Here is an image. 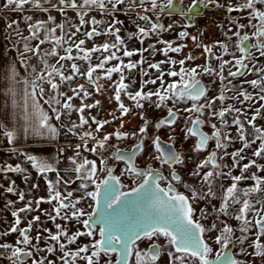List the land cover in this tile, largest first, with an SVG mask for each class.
Segmentation results:
<instances>
[{"label": "snow or ice", "instance_id": "1", "mask_svg": "<svg viewBox=\"0 0 264 264\" xmlns=\"http://www.w3.org/2000/svg\"><path fill=\"white\" fill-rule=\"evenodd\" d=\"M127 3L130 9L137 6L143 9L144 13L156 12L164 13L166 10L169 15L179 12L182 16L192 19V13L198 12L199 7L207 8L209 4H214L218 8H225L227 13L245 12L247 11V23H239L230 20L229 23L234 25L235 31L232 35L238 38L236 44L237 50L242 54L237 57L235 52H229L227 43L217 41V45L223 50L224 54L231 55L232 60H224L223 56H215L213 52L214 46L197 44L207 53L208 60L204 66H196L191 68L183 67L186 60H195L196 57L189 54L185 59L179 61L169 59L158 63H149L143 58V52L149 49L161 51L165 57L169 52L179 53L183 46L173 47V42L158 41L165 45L162 49H156L155 45H150L149 49L128 50L125 41L119 35L120 29L117 25L121 24L117 17V13L123 11L122 7ZM150 4V7H144ZM25 5H31L44 13H50L52 9L57 10L65 17V22L57 23L56 17L49 14L45 20H35L31 15L23 17L28 21V35L24 36L20 31V24L17 20H12L6 24V29L10 30L17 38L12 43V48L17 52L20 67L25 71V75L21 77L16 64L10 66V75L8 78L7 93L11 96L13 121L11 124L0 122V137L5 138L9 145H13L12 152L22 155L31 168L46 180V189L48 195L42 196L34 200H29L23 207L11 211L14 218L9 228L0 232V236H9L18 234L19 239L13 243H0V249L10 250L7 260L10 264H25L24 258H32L33 253H53L59 247L61 253L59 260L61 264H77L78 260L85 261L86 264H101L102 257L115 255L113 262L111 259L105 261V264H129V258L135 257V264H158L161 259V245L152 243L147 250L139 247L141 241H153L154 238H164L168 246L167 256L168 264H241L227 250L234 243V228L221 220L220 217L232 216L236 221L240 222V232L245 235L236 237V240L243 245L248 239L247 233L252 229H256L255 239L249 244L252 249L248 255H254L264 260V176L258 172H264V165L257 164L255 159L244 163L241 161L246 159L245 149L251 147L252 144L260 141L258 148L253 152L254 157H264V128L257 127L255 121L261 116V108L255 109V114L251 119H247L246 123L251 126V130L245 127V121L240 117L243 112L240 108L229 105L227 108L213 109L216 100L221 102L225 99H233L240 103L250 102L256 99L247 90L236 88L231 85V81L224 85L225 91H237L239 94L233 97H226L223 92L217 97H208V90L198 78L201 75H216L221 83L227 79L224 71L227 65L231 64L237 70H228L229 77H243L249 71L254 70L259 79L246 81L254 89H258L259 93H264V68H257L254 61L255 55L249 49H255L260 56L264 57V0H244L243 3L236 5H224L218 3V0H192L190 6L185 12L178 8L175 0H166L164 3H158V0H4L3 7L12 11H23ZM47 5V6H45ZM109 5L111 7H109ZM73 10L79 20V24H71L66 28V23H70L67 17V10ZM97 9L103 16L111 17L110 22L104 19H97L90 16V11ZM138 19L148 23V27L137 25V33L129 34V39L135 35L140 43L143 39L152 34H159L163 31H169L172 24L167 28L163 24L152 23L151 17L147 14H139ZM87 17V19H86ZM90 26V30L83 33L86 39L76 40V36L85 26ZM189 24L187 27H191ZM221 27H223L221 25ZM73 29H75L73 31ZM244 29H251V35L243 32ZM59 31V34H58ZM112 36L114 41L103 42L102 44H93L92 47H85L88 41L94 40L97 36ZM228 40L232 37L224 33ZM180 38H187L189 33L187 30L178 33ZM11 35L8 39H11ZM193 41H197V37H191ZM255 40V43L247 42ZM32 41H36L32 44ZM48 44L49 48L41 46ZM22 45V46H21ZM122 51L123 57L131 58L139 54L141 59L124 63L121 56L118 55ZM63 52V54H61ZM74 52L76 53L74 55ZM94 54L98 63L93 64ZM107 54V55H105ZM220 61L219 71L211 64V58ZM35 59L39 64L31 63ZM54 62H51L53 61ZM118 61L117 64L106 67L111 61ZM71 62L65 65L63 62ZM77 61H83L87 64L86 70L81 69ZM148 65L143 70L144 76H149V70L154 69L157 73L155 79H147L143 81L144 87L152 84L155 85L159 81V88L155 91H144V88L133 92L128 91L129 85L126 84L124 70L136 69L138 66ZM163 63H170L173 67L178 63L181 67L179 71L169 70L164 72L161 68ZM252 64V69H249ZM98 70H103V77L96 75ZM114 73H119V81L114 83V100L117 102V111L110 113L111 120H100L95 116H85L86 110L97 108L100 101L94 103H84V100L90 98L93 92H90L84 84H78L70 87L71 94L67 91H61L62 85H71V82L77 77H84L87 83L93 88L95 93L104 91V87L99 83L100 79L112 81ZM178 77V80L166 82L164 76ZM22 84V91L18 92L16 85ZM47 85V89L45 88ZM122 94L127 95L128 99L133 102L135 109L143 110L145 102L150 107L167 108V115L160 119L154 125L146 115L137 113L142 120V126L139 128V142L135 145L131 154H121L117 149L112 157L105 158L103 151L107 150L109 142L115 137L117 140H126L130 135L135 138L136 133L121 132L119 130L107 133L98 139L94 133H100L105 129V125L119 119L121 120L120 128L124 127L123 118L132 114L133 109L126 106L122 100ZM20 97L18 100L17 97ZM79 97L81 99L80 106H76L72 101ZM156 97V100H153ZM242 98V100H241ZM43 101V103H41ZM171 101L173 107H168ZM192 101L191 107L180 109L177 105ZM201 101H204L201 103ZM264 101V94H258L257 103ZM47 105V108L44 107ZM251 107V105H250ZM175 108V110H174ZM19 109V112L16 110ZM208 114L217 117L223 127L228 126L225 117L229 113H236L232 123L237 128V138L242 142V147L232 153L227 148L234 143L230 133L222 131L221 127L212 123L210 127L214 130L210 136L201 130V126L205 120L201 119ZM195 113L196 118L191 116L187 120L191 122V127L185 130V139L189 137H197V141L193 146V151L201 152L206 150L210 140L215 141V149L207 155V157L198 163L195 170L190 173L193 177H199L201 182L207 187L205 192L197 189L193 185L183 181L182 176L174 168V165H183L184 158L182 153L176 151L172 147L162 146L165 144L157 135L151 140L154 151L151 159L158 161L161 166H169V175L165 176L159 169L154 168L151 164L141 168L136 165L135 158L145 151V141L148 139L150 125L157 131L165 127L175 125L180 119L179 113ZM73 112L79 113V123L75 121L65 122L63 116H70ZM58 122V123H54ZM92 124H95V130H91ZM88 126L89 130L79 131ZM61 129L72 136H78L82 143H78L74 148V155L68 157L72 167L64 169V175L55 165L60 161L57 159L55 163L41 159L38 155L29 154L27 151L23 153L14 147L21 139L38 138L40 140H56L61 135ZM169 139L175 143V137L170 136ZM94 142L89 148L88 141ZM98 155L100 159V167L98 168L96 160L88 159L82 155L81 149ZM60 155H63L64 149H57ZM222 153V155L218 154ZM230 156L233 164L232 167H239L240 174L233 175L231 169L224 172V168L228 165H222L220 161L224 157ZM114 158L117 161H126V168L123 170L135 182V186L127 189V185L121 183V178L115 175V168L108 165V160ZM255 167L257 171L250 172ZM209 169L203 171V169ZM8 173L21 174L25 183L30 180L27 167L20 163L0 164V174ZM49 173H55V179H48ZM71 173V175H69ZM106 174L101 178L100 174ZM230 179L231 184L226 188L221 185L223 195L219 208L213 206L216 213L211 216L207 208L200 209L197 217L195 204L204 200L210 203L211 199L217 198L216 191L213 190V183L219 177ZM74 177V178H73ZM251 180L254 183L250 187L241 188L240 182ZM79 184L73 191H67L66 186L71 184ZM166 182V187L161 186V182ZM177 184L182 185L190 195L180 192ZM62 186L65 190H62ZM94 190H90L93 188ZM2 187V185H0ZM32 188H39L38 184H32ZM8 193L17 194L20 201H25V193H17L15 181H11L7 187ZM74 192H80L81 195L74 198ZM259 194V195H256ZM90 200L88 207L92 209L86 212L81 205L82 201ZM14 202L8 201L9 206ZM47 203L52 205L51 210L41 209L40 205ZM234 205L238 208L230 212ZM43 212L44 215L52 221L57 218L64 221H78L83 226V231L77 229L69 234L66 227L56 224L57 231L53 233L49 229H44L46 233L45 243L54 241L55 244L47 245L45 248L40 247L41 235L35 237L30 236L33 225L41 221V215H35L27 222L26 227H21L24 220L22 213ZM251 214L252 219L249 218ZM86 217V218H84ZM83 218V219H82ZM212 219L209 225L202 221ZM212 233H216L214 236ZM98 235L99 239H95ZM93 238L90 245L79 246L75 251L68 250V245H74L80 237ZM63 238V240H62ZM35 241V243H34ZM66 241V243L64 242ZM213 243L219 246V251L213 247ZM243 252L244 249L241 248ZM90 253V254H89ZM47 256L39 259L33 258L31 264H45ZM48 264H56V261L48 260Z\"/></svg>", "mask_w": 264, "mask_h": 264}, {"label": "rangeland", "instance_id": "2", "mask_svg": "<svg viewBox=\"0 0 264 264\" xmlns=\"http://www.w3.org/2000/svg\"><path fill=\"white\" fill-rule=\"evenodd\" d=\"M228 1L226 0V2H227L226 5H228ZM232 1H235V0H232ZM236 1L239 4L244 2V0H236ZM225 13H226V17L224 19H221V18L218 19L217 18L216 22H213L212 20L208 21V24L206 25V27H208V30H206V31L201 30L200 28H197V27L195 28L193 26L187 27V25H188L187 22L184 20L182 21L180 19V17H173V16L161 17L162 22H165L166 28L169 24H172L171 30L163 31V32H160L159 34H152L149 37L144 38L143 43H140L139 39L136 38L135 35L133 36L132 39H129V33L131 30V34H136L137 33V25H139L141 27H148L149 26L148 23L144 22V21H140L138 19V17H136V16L132 17L131 15H128V16H126L123 23L129 24V25L131 24V27L126 29V26L122 24L125 28H124L123 32L122 31L119 32V35L121 36V38L124 39L125 46L128 50L149 49L150 45H155L156 49L164 48L165 45L163 43H159L158 41L173 42V47L183 46L181 52H179V53L169 52L168 57H165L161 51H155L153 53L152 49H149V51L143 52V58L149 63H158L161 61H167L169 59L176 60V61H179L181 59L186 60L187 56L189 54H192L193 56L196 57V59L191 60V61L186 60V63L183 67L191 68V67H196L198 65L204 66L206 64V60H208L209 58L207 56V53H205L203 51V48L197 46L198 43L203 44V45H207V46H214L213 52H214L215 56H223L224 60H232L233 57L231 55L224 54L223 50L217 45V43H216L217 41L227 43L228 47H229V52H235L237 57L242 55L236 48V44L238 43V38L232 35V31H229V28H232L233 31H235L234 25L230 24L229 21L234 20V21L239 22V23H247V14L248 13H247V11L236 12V13L232 12L231 14H229V13H227V11H225ZM177 19L179 21H182L181 30H179V28H177L178 26L174 27L175 24L178 23ZM151 22H152V20H151ZM221 25L223 27H221ZM184 30H187V32L189 33V36L187 38H180L178 36V33H179V31H184ZM225 32H227L228 36L232 37L231 40L227 39V37L224 35ZM243 32H248L251 35L252 30L251 29H244L242 31V34H243ZM193 36L197 37V41H193L191 39V37H193ZM110 37H112V36H110ZM112 40L114 41V37H112ZM253 53L255 55L254 63L256 65V67L257 68H264V57L260 56L259 53L256 52L255 49H254ZM118 55L121 56V59H123L124 63H128L129 59H131L132 61H138L141 59V56L139 54L134 55L131 58L123 57L122 51L119 52ZM113 61H114V64L118 63V61H115V60H113ZM211 64L213 67H215L217 69V71H219V64H220L219 60H217L213 57V58H211ZM147 67H148V65L146 63L142 67L138 66L136 69H132V70H128V71H127V69H125L123 74H126V72L130 73V72L138 71L141 74V76H144L142 69H147ZM180 67L181 66L178 63L174 67L170 63H163L161 65V68L164 72H167L169 70L179 71ZM229 69L232 71L237 70L231 64L227 65L225 68V71H224V75L227 79L223 82V84L221 83V81L219 80V78L216 75L209 76V75L204 74V75L199 76L198 78L205 81L207 83V85L210 87V92H209L208 97H211V98L219 96L221 94V92H223V94L226 97L237 96L239 93L235 90L234 91H225L224 90V85L228 84L229 81H231L232 86H235L236 88L242 87L243 89H245L249 93H251L253 95V97L256 98L253 101L240 103V102L233 100V99H225V101H223V102L216 100V103L212 106L213 109L219 110L220 108H227L229 106V104L234 103L235 107L240 108L242 110V112L245 113V115L248 113V115L250 116L249 119H251V117L255 114V109L261 108V104H264V101L257 103L258 94H264V93H259L258 89H254L250 84L246 83V81L256 79L259 76L256 74V72L254 70H252V71H249L246 74V76L233 78V77L228 76V70ZM249 69H252V64H249ZM118 75L120 76L119 73H114L113 77L118 76ZM156 75H157L156 71L154 69H151V70H149V76H144V77H146L148 79L149 78L155 79ZM262 75H264V74H262ZM129 79L131 80V75H130ZM178 79H179L178 77L174 78V77H169L167 75L164 76V80L166 82H169V83L172 82L173 80H178ZM117 81H118L117 79H112V85H111V81L109 83L110 88L109 89L106 88L107 90H104L98 94L97 98L101 104L99 105L98 115L96 117L97 119L111 120L112 117L110 116V113H113V112H115L117 116L120 115V113L117 111V107H118L117 102L113 98L114 97V86L113 85ZM138 82H139V80H138ZM134 84H135V90L133 91V93L135 91H137L136 88L138 87V83L137 84L134 83ZM154 88H156V90L159 88V81L157 82V84L154 85ZM103 96L104 97L109 96L110 98H113V99L110 101L108 98H105L106 103H104ZM122 100L126 106L133 109L132 114L123 118V122H124L123 128H120L121 120L117 119V120L113 121L112 123L105 125V129L101 130L100 133H94L98 139L102 138L103 135H105L107 133H112V132H115L117 130H119L121 132H128L129 133L130 130H139V128L142 126L143 122L140 119V115H138L137 113L143 114L144 112H147L148 109L146 110V108H144L143 110H140L138 112V110L134 108L133 102L131 100L127 101L128 99H127L126 95H124V97H122ZM241 100H242V98H241ZM250 105H251V107H250ZM168 107H173L171 101L168 102ZM177 107H179L180 109H183V108H186L189 106H186V104H179V105H177ZM174 110H175V108H174ZM153 114H157V118L151 120L152 124L154 125L156 123V121L161 116L167 114V108H164V110H162V111H160V110H158V108H156L155 111L153 110ZM179 114L181 116H180V119L175 124V126L171 127V128L162 129L160 131V135H163L167 138H169L170 136L175 137L176 147L178 149V152L182 153L184 161H185L183 165H178L177 169L183 174L184 179H187L188 181L195 180V179H193L194 177L190 175V173L195 170L196 165L198 163H200V160H202V157L205 159L206 156H205V154H203L201 152H195L192 150L193 149V143L188 138L185 139V133H184V128L187 127L186 126V119H187L188 113L181 111ZM219 122H220V120L217 117H214L211 115L210 119L208 121V126L210 127V125L212 123H215V124H217V127H220ZM255 124L257 127L264 128V108L261 109V116L256 119ZM149 130H150L151 134L156 132L155 128L151 125L149 127ZM232 130H234V131L230 134L234 140V143H232L227 148V151L229 153H232V152H234V151H236L242 147V142H240L237 138L238 134H237V128L235 125H234V128ZM259 143H260V141H257L256 143L252 144L250 148L245 149V151H244V153H242V155H245L246 159L241 161V166L244 163H248L252 159H255L257 161V164L264 165V157L258 158V157L253 156V152L258 148ZM93 145H94V142L92 141L91 143L88 144V147L91 148ZM111 145H113V146L109 147V151L117 148V147H114L113 143ZM74 148L75 147L71 148L72 150L70 151V153L67 154L66 158H63L60 160L61 175H64V172H63L64 169L72 167L68 157H71L74 155ZM109 151L108 152L103 151L102 155L105 158H108V155L110 153ZM81 152H82V155L86 156L88 159L96 160L98 168L100 167V159H99L98 155L84 151L83 148L81 149ZM151 154H152V152H149V154H148L149 160H151V158H150ZM219 154L222 155V153H219ZM155 162H156L155 163V166H156L158 161H155ZM108 164L114 165V163L110 162V161H108ZM221 164L222 165H224V164L228 165V167L223 169L224 172H227V171H229V169H231L233 175H239L240 174V168L239 167H232L233 161H232L230 156L224 157V159L221 161ZM207 170H209V169H207V168L203 169L202 172L207 171ZM252 171H257V169L255 167H253L252 169H250L249 173H246L245 175H249L250 172H252ZM258 174L261 176H264V172H258ZM69 175H71V173H69ZM197 179H198L197 180L198 186H195V187L197 189H202L206 192L207 187L201 182L199 177H197ZM253 183L254 182L251 180H244V181L240 182L239 186L241 188H246V187L252 186ZM78 184H79V181H77L76 184L68 185V186H66V190L67 191H73L74 189L77 188ZM230 184H231V180L225 179L222 176L217 178L214 181L213 190L216 191L217 198L211 199V204L213 206H215L216 208H219L221 205V199L219 198L220 196L223 195L221 185H223L226 188L227 186H230ZM130 187L131 186H127V188H130ZM179 188L186 190L183 186H179ZM62 190H65L64 186H62ZM90 190H94V186H93V188H90ZM80 195H81L80 192H74V198L78 197ZM256 195H259V194H256ZM89 203H91L90 200L82 201L81 205H78V207H83L86 212H90L92 209H90L88 207ZM203 206H204V200H201L199 203H197L196 207H197V209H201V208H203ZM238 207H239V205H234L232 207V209H230V212H232L234 209H236ZM84 218H86V217H84ZM249 218L252 219L251 214L249 215ZM220 219L226 220L227 223L230 224L235 230V235H234L235 251L234 252H235V256L237 257V259L242 261L243 263H246V264H264V260H262L261 258L255 257L254 255H248V253L252 252V249L249 247V244L252 242V240L255 239L256 229L252 228L246 234L248 239L244 241L243 245H241L236 240V237H241V236L245 235L244 233L240 232V226H241L240 222L236 221L232 216H229V217L221 216ZM212 222H213L212 219L205 221V223L209 224V225ZM63 226L66 227L68 229V231L71 233L75 232L77 229H79L81 231L84 230L83 226L78 221H74V220H69V221L63 220ZM215 234L216 233H212L213 236ZM85 237H84V239H85ZM83 243L84 242H81L78 245L81 246ZM213 247L217 251H219V246H217L213 243ZM69 248L72 249L70 245H68V249ZM241 248L244 249L243 252L241 251ZM60 255H61V253L59 252V247L57 245V250L50 257V259L55 260L56 264H61V261L59 260ZM78 261L80 262L81 260H78ZM79 262H77V264H79ZM82 262H83V264H86L85 261H82ZM158 264H168L167 254L161 256V259H160V261H158Z\"/></svg>", "mask_w": 264, "mask_h": 264}, {"label": "crops", "instance_id": "3", "mask_svg": "<svg viewBox=\"0 0 264 264\" xmlns=\"http://www.w3.org/2000/svg\"><path fill=\"white\" fill-rule=\"evenodd\" d=\"M219 2L226 5V0H218ZM228 1V0H227ZM55 2V0H53ZM4 0H0V122H6L11 124L13 121V114H12V102H11V96L7 93V87H8V78L10 75V66L15 63L18 71L21 74V77L25 75V71L22 67H20L18 55L15 50L12 48V43L16 41V37L14 34L11 33L10 30L6 29V24L12 20L19 21L20 24V31L23 33L24 36H27L28 29L27 24L28 21H25L23 17L31 15L33 17V21L35 20H45L47 19V16L49 14L56 17V22L61 23L65 22V17L58 12L55 9H52L50 13H44L40 11L39 9H36L35 7L31 5H25L23 11H12L11 9H5L3 7ZM236 6L239 3L235 0H229L228 5ZM47 6V5H45ZM67 17L69 18L70 23H66V28L69 27L71 24H79L78 17L76 15V12L69 9L67 10ZM85 27V26H84ZM75 29H73L74 31ZM87 29L84 31H81L77 34L76 40L79 39H86V37L83 35L84 32H86ZM59 34V31H58ZM11 35V39H8V37ZM103 36H97L94 38V40H90L87 42L85 47H92L93 44H102L103 43ZM36 41H32V44H35ZM22 46V45H21ZM42 48H49L50 45L45 44L41 46ZM63 54V52H61ZM76 53L74 52V55ZM99 54H94L92 63L96 64L98 63V60L96 59V56ZM51 62H54L51 61ZM31 63L39 64V62L35 59L31 61ZM65 65L70 64L71 62H63ZM78 64H80L82 71L86 70L87 64L83 61H77ZM102 70H98L97 74L100 76ZM102 80L100 79L99 83L101 84ZM78 84H84L86 88L89 89L90 92H93V95L84 100V103H94L96 100H98L97 96L99 93H95L93 88L87 83L86 79L84 77H77L76 80L71 82V85H62L61 91H67L69 94H71L70 87H75ZM22 84L16 85L17 91H22ZM45 88L47 89V85H45ZM17 99L19 100L20 97L18 96ZM43 103V101H41ZM72 103L76 105L77 107L81 104V99L79 97L75 98ZM101 104V103H100ZM45 108H47V105H44ZM99 107L93 108L90 111L86 110L85 116H95L98 115ZM19 112V109L16 110ZM79 113L73 112L70 116H63L62 120L66 123L69 121H75L79 123L78 120ZM54 123H58L55 122ZM96 125L92 124L91 130H95ZM89 130L88 126L86 125L84 129H81L79 131H85ZM92 141L89 140L88 144ZM82 143L78 136H72L69 133H66L64 129H61V135L56 140H40L38 138H29L28 140L21 139L14 147H16L19 152L23 153L24 151H27L29 154H35L38 155L41 159L48 160L49 162L55 163V161L58 159L59 161L63 158H66L67 154L70 153L72 150V147H75L76 144ZM13 145H9L5 138L0 137V164H8L11 163L13 166L15 164L20 163L22 166L27 167L28 174L30 176V180L25 183L23 180V177L21 174H15V173H8L7 175L0 174V232H3L9 228V226L13 222V217L11 216V211L18 209L20 207H23L25 203L29 200H34L39 197H46L48 195L47 189H46V180L42 178L35 169L31 168V165L24 160L22 155H17V153L12 152ZM57 149H64L63 155H60L57 151ZM57 168L60 169V162L55 165ZM48 179H55V173H49ZM11 181H15V187L17 189V193L24 192L25 193V201H20L18 199L17 194L8 193L6 191L7 187L10 185ZM32 184H38L39 188H32ZM8 201H13L14 203L9 206ZM52 205H49L47 203H43L40 205L41 209H47L51 210ZM35 215H41V221L37 224L33 225L32 231L29 233L30 236L35 237L36 235H41V241H40V247L45 248L47 245L55 244L54 241H47V245L45 243V237L46 233L43 232L44 229H49L53 233L57 231L56 224H61L63 226V220L57 218L55 221H52L48 218V216L44 215L43 212H33V213H22L21 217L24 220V223L21 224V227H26L27 222L32 219ZM19 239L18 234H11L9 236H0V243H13L15 245V241ZM35 243V241H34ZM47 256V260L45 263H48V260L50 259V254L46 252H40V253H33V257L28 260L26 264H31V260L33 258L39 259L40 257Z\"/></svg>", "mask_w": 264, "mask_h": 264}, {"label": "flooded vegetation", "instance_id": "4", "mask_svg": "<svg viewBox=\"0 0 264 264\" xmlns=\"http://www.w3.org/2000/svg\"><path fill=\"white\" fill-rule=\"evenodd\" d=\"M164 2H166V0H158V3H164ZM191 2H192V0H175V3L177 5V7L183 9L185 12L187 11V9L190 6ZM221 2L218 1V3L223 4ZM109 7H111V6L109 5ZM121 7H122L123 11L118 12L117 13V15H118L117 17H118V19L120 21H122V23L117 25V27L119 29H121L120 31H122V32L124 31V28H125L123 25L126 26V29L131 27V24L129 25V24H124L123 23L125 18H126V16L131 15L132 17H135V16L138 17L137 13H139V14H147V15L151 16L152 23H158V24H163L164 23L163 24L164 26H166V25H165V22H162V18L161 17H164V16L165 17H171V16L180 17V19L182 21L183 20L186 21L188 25L191 24L195 28L197 27V28H200L201 30H205L206 31V30H208V27H206V25L208 24V21L212 20L213 22H216V20H217L215 18L210 19L208 16H206L205 15L206 11L208 9L218 8L214 4H209L207 8H204L203 6H200L199 10H201L202 13H200V14H193L192 13L191 14L192 15V19L189 20L188 17L182 16L180 13H173L172 15H169L167 10L164 13H160L159 10H157L156 12L144 13L143 9L140 8L139 6H137L134 10L130 9L128 7L127 3L125 5H123V6H121ZM144 7H150V4H145ZM225 11H226L225 8H223L222 17H220L221 19H224L226 17ZM233 13H236V12H233ZM89 15L90 16H95L97 19H104L106 22H110L111 21V17L103 16L99 12V10H97V9H94V10L90 11ZM220 18H218V19H220ZM86 19H87V17H86ZM182 21L178 20L177 21L178 23H176L174 27L178 26L177 28H179V30H181ZM85 29H87V31H89L90 30V26L85 25V27H83L81 29V31H84ZM129 34H131V30H130ZM103 42H109V43L113 42L112 37L104 35L103 36ZM249 42H250V44H252V43L255 42V40L253 39V40H251ZM250 51L253 52L254 49L250 48ZM105 55H107V54H105ZM113 65H115L114 61H111L108 65H106V67H111ZM101 72L102 73L100 74V76L103 77L104 72L103 71H101ZM128 73L129 72H126V74H124V76H125V81L124 82L129 85L128 91L133 92L135 90V84L134 83H136V84L138 83V87L136 88L137 90H139L142 87L144 88L145 92H147V91H155L156 90V88H154V85H152V84H149V85H147V87H144L143 81L147 80L148 78H146L144 76H141V74L138 71L130 72L129 74ZM96 75H98V74L96 73ZM130 75H131V80L129 79ZM238 77H240V76H237L235 78H238ZM112 79H117L119 81V75L112 77ZM256 79H259V77H257ZM138 80H139V82H138ZM200 80L203 82L204 86L207 88L208 95H209L210 87L207 85V83L205 81H203L202 79H200ZM109 83H110V81H108L106 79H102L101 84L103 85L104 90H107L106 88H108V89L110 88ZM111 85H112V81H111ZM122 97H124V94H122ZM126 97H127V95H126ZM105 98H108L110 101L113 99V98H110L109 96H106V97L103 96L104 103H106V99ZM127 99H128V97H127ZM153 100H156V97H153ZM127 101H129V99ZM203 102L204 101H201V103H203ZM192 103H193L192 101H187V103H181V104H186V106L191 107ZM229 105L235 107L234 103H231ZM149 107H150L149 104L147 102H145V108H146V110L147 109L148 110H147V112H144L143 114L146 115L147 118L151 121V120L157 118V114H153V110L154 111L156 110L155 107H150V108ZM137 110H138V112L140 111V109H137ZM158 110L162 111V110H164V108L163 107L162 108H158ZM166 115L167 114L161 116L156 121V123L160 119L164 118ZM196 115H198V114L188 113L187 117L191 116L193 119H195ZM210 116L211 115L208 114V110H206L205 115L201 117V119L205 120V123L201 126V130L206 132V133H208L211 136L214 130L208 126V121L210 119ZM235 116H236L235 112L229 113V114L226 115L225 120L228 122V126L227 127H223L221 121L219 122V125L222 128V131L227 132V133H232L234 131V130H232L234 128V124L232 123V121H233V118ZM249 117L250 116L248 115V113L246 115H245V113H243V115L240 117V119L242 121H245V127L248 128L249 130H251V126L246 123V120L249 119ZM174 126L175 125H172L171 127H174ZM186 126L187 127H191V122L188 121L187 119H186ZM171 127H165V128H162V129L171 128ZM187 127L184 128V133H185V130H186ZM162 129H160L159 131H157L155 129L157 133L155 132L153 134H151L150 130H149L148 139L145 141V151L143 153H141L140 155H138L135 158L134 162L136 163V165L138 167H141V168H145V167H147L148 164H151L154 168H157L161 172H163V174L165 176H168L169 175V171H170L168 165L161 166L159 164V162H157V165L155 166L156 162L154 160H152V159L151 160L148 159L149 152H153L154 151V149H153V147L151 145V140L157 135L160 136L161 140H163V141H165V142H167L169 144H172L175 147V150L178 151V149L176 147V140H175V143L173 144L172 141L169 138H167V137H165L163 135H160V131ZM129 133L130 134L136 133L137 135H136L135 138H133L130 135V138H128L126 140H117L115 137L112 138V140L109 142V146H107V150L106 151L108 152L109 151V147L113 146V145H111L112 143L114 144V147H117V148L114 149V150L109 151L110 153H109L108 157H112L113 153H115L117 151V149H119L122 154H131V152L134 149L135 145L139 142V130H130ZM188 139L193 143V146H194L196 141H197V137H189ZM213 150H216L215 149V141L214 140H210L206 150L201 151V153L205 154V156L207 157V155L210 154V152L213 151ZM202 160H204L203 157H202ZM202 160H200V162ZM108 161L114 163V165H111V164H108V165L115 168L114 174L120 176L121 183H123V184H125L127 186H131V187L135 186V182L133 181V179L130 176H128L127 173H125L123 171L126 168V166H127L126 161H123V160L117 161L114 158L109 159ZM220 163H221V161H220ZM177 166L178 165H174L173 167L176 168V170L182 176L184 182L188 183L189 185L198 186L197 185V180H198L197 177L193 178L195 180H190V181H188L187 179H184L183 174L177 169ZM98 174H100V173H98ZM100 175H101V178H103V176L106 175V174H100ZM161 186L162 187H166L167 186L166 182L162 181L161 182ZM176 186H177V188H178V190L180 192H182V193H184L186 195H190V193H188L186 190L179 188V186H182V185L177 184ZM131 187L127 188L126 190L131 189ZM194 206H195V208L197 210V217H198L200 209H197V207H196L197 204H195ZM203 208H207L209 213H210V215L213 216V217L215 216L216 213L213 210V205L211 204V200H210V203L204 201ZM203 208H201V209H203ZM202 222L205 223V221H202ZM69 234H71V232H69ZM95 239H99V236L96 235ZM233 239H234V237H233ZM64 242H66V241H64ZM81 242H84L81 246L90 245L93 242V238L85 237V239H84V237H80L78 239V241L76 242V244L70 245L72 249L69 248L68 250L75 251L76 248H77V245L79 243H81ZM138 243H139V247L142 250H147L149 247H151L152 243H157V244L161 245V249H160L161 250V256L167 254V251H168V246H167L166 241L164 240V238H159V239L154 238V240L151 241V242H149L147 240H144V241H141V242H138ZM234 251H235V242L233 243V255L237 259V257L235 256V252ZM54 253L55 252L51 253L50 256H52ZM9 255H10V250L0 249V264H10V261L7 260V257ZM24 259H25V264H26L30 258H24ZM108 259H111L114 262L115 259H116V256L113 254V255H110L109 257H102L101 264H105V261L108 260ZM53 261H55V260H53ZM77 262H79V261H77ZM45 264H48V263H45ZM79 264H83L82 260L79 262ZM130 264H135V257L134 256L131 257ZM241 264H246V263H243L241 261Z\"/></svg>", "mask_w": 264, "mask_h": 264}, {"label": "built area", "instance_id": "5", "mask_svg": "<svg viewBox=\"0 0 264 264\" xmlns=\"http://www.w3.org/2000/svg\"><path fill=\"white\" fill-rule=\"evenodd\" d=\"M222 11V8L208 9L205 15L209 18H216L222 16Z\"/></svg>", "mask_w": 264, "mask_h": 264}, {"label": "water", "instance_id": "6", "mask_svg": "<svg viewBox=\"0 0 264 264\" xmlns=\"http://www.w3.org/2000/svg\"><path fill=\"white\" fill-rule=\"evenodd\" d=\"M175 13H179V12H175ZM200 13H202V11L201 10H199L198 12H193V14H200ZM249 45H250V42H247ZM250 50V49H249ZM202 84H203V82H202ZM204 85V84H203ZM163 141V140H162ZM165 142V141H164ZM162 146H165V147H172V148H174L175 149V147L172 145V144H169V143H167V142H165V144L164 145H162ZM122 154V153H121ZM230 254H232L233 255V244L232 245H230V247H229V249L227 250ZM234 256V255H233ZM130 261H131V257L129 258V264H130Z\"/></svg>", "mask_w": 264, "mask_h": 264}]
</instances>
